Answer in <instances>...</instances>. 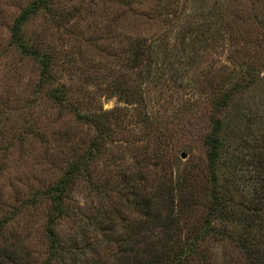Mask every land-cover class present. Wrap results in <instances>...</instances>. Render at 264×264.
<instances>
[{
    "label": "rangeland",
    "instance_id": "1",
    "mask_svg": "<svg viewBox=\"0 0 264 264\" xmlns=\"http://www.w3.org/2000/svg\"><path fill=\"white\" fill-rule=\"evenodd\" d=\"M32 1L0 0V243L20 241L28 261L36 263L49 257V264H86L91 252L113 255L124 230L120 199L102 184L121 188V172L140 169L143 150L148 159L141 171L148 182L193 192L187 222L195 225L209 203L205 137L216 117L209 97L243 65L255 68L254 82L235 92L222 111L230 128L217 175L235 202L251 198L258 184L256 151H264V0H51L23 31L29 44L49 56L57 85L67 94L65 105L40 90L39 61L10 40L14 19ZM209 19L211 30L191 42L187 28ZM221 23L224 28L217 29ZM141 41L167 44L171 68L149 75L129 68V48ZM154 59L159 62L158 55ZM118 79L134 97L113 89ZM74 109L105 111L115 126L105 151L68 192L56 223L59 247L49 254V200L42 192L94 136ZM121 206L124 218H132ZM104 211L113 212L112 224L101 221ZM234 245L212 242L211 262L244 264Z\"/></svg>",
    "mask_w": 264,
    "mask_h": 264
},
{
    "label": "trees",
    "instance_id": "2",
    "mask_svg": "<svg viewBox=\"0 0 264 264\" xmlns=\"http://www.w3.org/2000/svg\"><path fill=\"white\" fill-rule=\"evenodd\" d=\"M51 0H33L25 6L14 19L11 27V42L22 52L35 57L40 63L38 86L47 96L59 105L67 103L65 89L59 87L52 73V64L48 55L28 43L25 39L23 27L28 18L47 7ZM211 19L188 27L186 34L189 40L195 42L198 33L210 31ZM222 25V26H221ZM217 29L224 25L216 24ZM221 26V27H220ZM184 34V33H183ZM126 64L131 69H138L140 73L150 74L161 69H170L172 62L167 44L156 46L146 41L136 42L129 48ZM158 55V61L154 57ZM160 58V59H159ZM169 60V61H167ZM155 63V64H154ZM158 64V66H157ZM153 68H151V66ZM245 66V67H244ZM154 70V71H153ZM255 68L243 65L233 76H225L223 80L211 91L210 102L213 107L215 119L211 120V129L205 137L207 146L208 169L210 173L209 203L201 220L190 226L187 222L190 203L194 195L191 190L181 185H171L166 182H148L142 168L146 167V151H142L140 169L127 173L121 172V188L118 184L110 185L107 180L102 189L113 190L119 197L117 216L123 221V233L119 236L120 243L113 255L109 252H91L86 264H214L211 262L213 254L212 242L228 239L239 250L244 264H264V151H256L254 171L257 174L258 184L251 191V198L235 202L230 189L219 181L218 161L223 148L227 144L226 130L228 120L222 111L234 99L237 91L247 90L254 82ZM161 76H158L160 80ZM235 78L233 81L232 79ZM115 91L126 96H132L125 81L116 80L113 85ZM76 119L92 127L94 136L87 149L69 163L63 174L50 188L42 192L49 200L48 214L44 225L45 236L48 242V253L53 254L59 247L57 220L64 214V204L68 192L74 187L76 181L85 175L91 163L99 158L105 151V144L114 131L115 120L109 113L98 109L79 111L74 109ZM222 115V116H221ZM260 115V114H259ZM257 115V118L260 117ZM225 123V125H224ZM234 131V129H233ZM264 141V140H263ZM264 146V142H263ZM154 158H157L153 154ZM88 174L91 176L90 172ZM119 183V182H118ZM118 187V189H117ZM177 189V190H176ZM176 191H179L178 194ZM125 195L124 199H122ZM177 195V200L175 196ZM34 199V196H33ZM193 201V200H192ZM120 202V203H119ZM125 204L132 218H124L121 205ZM134 212V213H133ZM113 212L100 213L101 221L113 223ZM3 223L0 221V236H2ZM223 224V227L220 225ZM30 253L20 241L12 244L0 243V263L3 258L12 264H49V257L41 263L32 258L28 261Z\"/></svg>",
    "mask_w": 264,
    "mask_h": 264
}]
</instances>
